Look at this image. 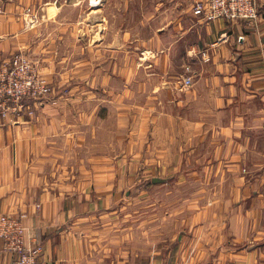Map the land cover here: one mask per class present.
Segmentation results:
<instances>
[{"label": "crops", "instance_id": "obj_1", "mask_svg": "<svg viewBox=\"0 0 264 264\" xmlns=\"http://www.w3.org/2000/svg\"><path fill=\"white\" fill-rule=\"evenodd\" d=\"M28 9L62 6L5 0L0 65L27 56L45 67L52 92L30 103L33 113L0 114V216L26 215L38 264H264V0L251 24L184 16L176 41L156 42L158 61L139 70L148 75L137 91L108 77L90 97L59 68L53 45L67 37L42 32ZM184 76L192 85L175 89ZM136 173H155L138 218L118 211ZM163 204L172 208L163 213ZM13 258L0 238V264Z\"/></svg>", "mask_w": 264, "mask_h": 264}, {"label": "rangeland", "instance_id": "obj_2", "mask_svg": "<svg viewBox=\"0 0 264 264\" xmlns=\"http://www.w3.org/2000/svg\"><path fill=\"white\" fill-rule=\"evenodd\" d=\"M56 1L62 6L60 12H42L39 15L36 11H33V13L28 9L29 19L32 24L38 22V20L44 21L45 26L42 28L44 33L67 37V40L61 44L55 43L53 45L55 48L60 47L59 68L66 72L64 80L67 81V84L81 85L83 93L80 94L88 97L97 93L90 92V90L97 89V85L98 87L106 85L108 77L116 89L128 85L132 91H137V89H134L135 86L141 84L142 79L148 75V72H140L139 70L154 68L153 63L158 61L155 54L157 53L155 50L156 42L160 47H169L176 41L180 36L178 23L185 24L182 20L183 17L186 15L190 17L195 8V0ZM90 4L95 6L91 7ZM108 47L115 51L112 62L108 56ZM169 61L173 62L171 57ZM150 63L153 65H150ZM37 67L42 77L47 79L48 75H46L45 67L40 68L39 65ZM109 67L115 69L114 75L110 76L108 73L107 69ZM112 69H109V71H112ZM124 70L127 71L125 74L123 73ZM185 77L187 76L175 82V89L184 88L178 86L183 83ZM49 83L52 86V83ZM39 101L41 100L39 99ZM30 109L32 108L30 107ZM88 114V108L84 109L83 115ZM100 114H102V111ZM109 138H112V134H100V142L102 143H111V139L108 140ZM91 143L89 140L84 141L83 149L88 150ZM83 149L81 154L84 153ZM147 175L153 177L155 173H148ZM169 175L170 173L166 172L163 180L168 179L170 182ZM140 176L142 177V175ZM152 177L140 181L138 179L139 173H136L134 177L135 184L130 189L125 188L123 191V203L119 205L118 211L128 213L135 218L139 217L138 214L145 212L146 205L142 200L137 199L140 194H144V191H142L144 186L153 183ZM152 186H155V184ZM170 189L171 187L168 186L164 190L163 198L170 200ZM154 191V187L148 190V199H151L150 197L154 199ZM196 191L200 194L206 193L204 188L196 189ZM210 191L211 189H208L209 193ZM147 205L148 211L146 212L151 213V216H153L154 202L152 200L151 202L148 201ZM170 206V204H163L158 210L165 213L172 208Z\"/></svg>", "mask_w": 264, "mask_h": 264}, {"label": "built area", "instance_id": "obj_3", "mask_svg": "<svg viewBox=\"0 0 264 264\" xmlns=\"http://www.w3.org/2000/svg\"><path fill=\"white\" fill-rule=\"evenodd\" d=\"M260 0H195L194 13L206 20L224 18L229 21L255 23L259 17ZM5 12V0H0V15ZM192 76L184 78L178 87H189ZM52 92L50 83L42 77L36 63L22 54L14 55L0 65V114L3 117L20 115L29 104L42 100ZM40 206V205H38ZM26 215L0 216V238L4 250L14 257L12 264H38L40 245L34 240Z\"/></svg>", "mask_w": 264, "mask_h": 264}]
</instances>
